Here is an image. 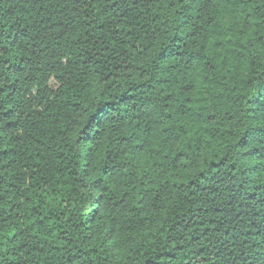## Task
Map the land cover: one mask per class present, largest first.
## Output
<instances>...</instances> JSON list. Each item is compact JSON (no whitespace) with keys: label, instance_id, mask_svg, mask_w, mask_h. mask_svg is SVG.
<instances>
[{"label":"trees","instance_id":"trees-1","mask_svg":"<svg viewBox=\"0 0 264 264\" xmlns=\"http://www.w3.org/2000/svg\"><path fill=\"white\" fill-rule=\"evenodd\" d=\"M0 264H264V0H0Z\"/></svg>","mask_w":264,"mask_h":264},{"label":"snow or ice","instance_id":"snow-or-ice-1","mask_svg":"<svg viewBox=\"0 0 264 264\" xmlns=\"http://www.w3.org/2000/svg\"><path fill=\"white\" fill-rule=\"evenodd\" d=\"M104 118H105V114L101 112V113H98L94 119H96V120H102Z\"/></svg>","mask_w":264,"mask_h":264}]
</instances>
